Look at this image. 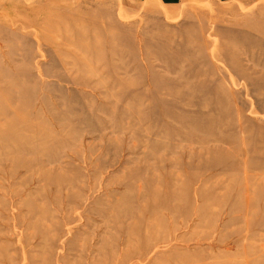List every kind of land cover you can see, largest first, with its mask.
<instances>
[{"label": "rangeland", "instance_id": "1", "mask_svg": "<svg viewBox=\"0 0 264 264\" xmlns=\"http://www.w3.org/2000/svg\"><path fill=\"white\" fill-rule=\"evenodd\" d=\"M0 264H264V0H0Z\"/></svg>", "mask_w": 264, "mask_h": 264}]
</instances>
